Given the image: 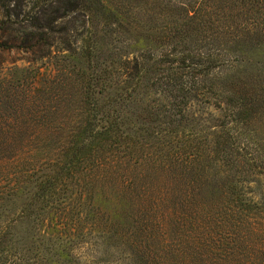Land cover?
<instances>
[{"label": "trees", "instance_id": "16d2710c", "mask_svg": "<svg viewBox=\"0 0 264 264\" xmlns=\"http://www.w3.org/2000/svg\"><path fill=\"white\" fill-rule=\"evenodd\" d=\"M0 14V264H264V0Z\"/></svg>", "mask_w": 264, "mask_h": 264}, {"label": "rangeland", "instance_id": "374dc122", "mask_svg": "<svg viewBox=\"0 0 264 264\" xmlns=\"http://www.w3.org/2000/svg\"><path fill=\"white\" fill-rule=\"evenodd\" d=\"M1 17V14H0ZM33 55L29 51H11L0 53V71L5 66L17 64L28 65ZM96 236L91 231L89 235L81 239L73 248L72 264H129L122 247L116 242L105 246L96 241Z\"/></svg>", "mask_w": 264, "mask_h": 264}]
</instances>
